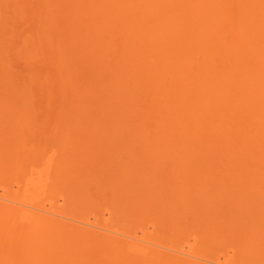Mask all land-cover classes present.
<instances>
[{
    "label": "bare ground",
    "instance_id": "6f19581e",
    "mask_svg": "<svg viewBox=\"0 0 264 264\" xmlns=\"http://www.w3.org/2000/svg\"><path fill=\"white\" fill-rule=\"evenodd\" d=\"M73 3L80 4L75 11L80 9L82 15L75 16L77 20L68 17L66 26L73 27L72 32L63 26L59 32L78 31L90 40L86 48L91 55L97 49L101 58L114 54L115 59L101 66V60L93 61L85 48L78 57L76 50L68 55L63 51L64 56L55 49L50 52L56 55L52 53L56 61L52 67L60 63L56 58H64L62 71L63 66L70 67L68 63L76 67L74 73L95 66L104 70H93L86 88L81 74L76 81L71 77L72 88L62 99H74L66 101L74 111L68 115L65 109L59 111V105L54 114L58 118L51 119L63 116L64 128L60 120L55 129L48 128L44 123L49 116L34 120L25 106L28 89L24 87L25 99L17 97L16 86L7 79L9 71L0 72L3 80L8 76L1 88L12 87L0 97V173L12 169L9 176L19 179L20 186L28 169L21 164L43 158L40 186H34L36 178L31 177L24 191L34 188L37 196L50 188L54 193L63 184L61 200L67 207L73 201L77 205L104 201L108 216L121 221L119 231L127 226L124 219L149 221L151 228L166 234L165 239L178 241L191 233L193 241L188 250L183 244L159 250L160 244L151 243L148 236L149 240L130 236L128 227V233L122 232L136 240L121 238L115 225L112 229L94 224L90 217L78 218L82 212L76 218L79 208L70 216L69 207L63 208L65 213L56 208L53 212L46 205L20 202L2 192L0 264H207L212 261L204 258V252L219 247L231 248L234 257L224 263L227 259L222 256L223 264H264V0ZM50 14L46 18L53 21ZM34 43L38 46V41ZM79 58L86 63L82 69H77ZM58 70L64 76L58 80L69 85L70 74L68 78ZM142 241L150 243L145 246Z\"/></svg>",
    "mask_w": 264,
    "mask_h": 264
},
{
    "label": "rangeland",
    "instance_id": "374dc122",
    "mask_svg": "<svg viewBox=\"0 0 264 264\" xmlns=\"http://www.w3.org/2000/svg\"><path fill=\"white\" fill-rule=\"evenodd\" d=\"M43 1V2H42ZM60 1V2H59ZM6 2V3H5ZM53 2V3H52ZM74 2V0H72V2L71 1H68V0H0V25L2 26H0V34H1V32H2V34L0 35V72L2 73V74H4L3 72H7V70L9 71V73H10V78H7V79H11V80H9L8 82H10V83H12L13 85H11L10 84V86H13V87H15L16 86V91L14 90L13 91V94H16L17 95V97H20V98H23V99H25V96H26V91L25 90H27L28 89V94H27V101H26V103H25V106H27V107H29V113L30 112H33V114L32 115H34V117H33V119L35 120V116L36 117H38L39 118V116H44L45 118L47 117V116H49L48 117V119L46 120V122L44 123L48 128L50 127V128H52V129H55L60 123V126L62 127L63 126V128H64V126L66 125V122L64 121L65 119H63L62 117V120H61V118L60 119H56L57 120V122H56V120L55 121H52L51 119H53L54 120V118H56L55 116H54V114L55 113H57L58 111H57V107L60 105H62V107H61V109L62 110H59V111H63L64 109H65V113L66 114H68L69 115V113H67V112H71V110H72V106L73 105H71V103L69 104L70 105V107L67 105L68 104V102L69 101H71V100H74V99H71L70 98V100H66L65 99V101H63V99H62V97H64L65 95L64 94H67V93H69V89L70 88H72V85H73V83H74V81H73V79L76 81L78 78H77V76L79 75V74H81V76H80V81L81 82H85L84 83V85L82 86V88H86V87H88V84H90V82H91V78H93L92 77V74L94 73V71H97V67L95 66L94 67V69H93V67H92V69H90V71H87V72H85V70L83 69V70H80V72L81 73H79V72H75L74 73V71L76 70V67H71V65H70V63H68V65L71 67H68V66H63V71H62V66H61V60H63L64 58H61V57H59L58 59L56 58V60H58V61H60V63H58V64H55L56 65V67H57V69L55 68V65H54V67H52L53 65L51 64V63H56V61H54V58H51L53 55H55L54 54V51H59L58 53H61V56L63 55V53L65 52V53H67V55L68 54H70V53H72L71 51L73 50V51H75L77 54L74 56V57H78V55H79V51L81 52L82 50H83V48H85V50H86V53L87 54H89V55H91L88 51L90 50V47H87L86 48V46L89 44V42L88 41H90V40H88L85 36H83V34H81V33H79L78 31H75V32H73V34H75V35H73V34H68V33H64V30H63V32H59L60 30H62V29H60V27H66V31L68 32H72L71 30H72V28H71V30H68L67 28V26H66V24L68 25V17L70 18V19H72V20H74L73 19V17H75V16H78L80 13H78L77 12V10H80V9H78V8H80V7H78V6H80V4L79 5H77V4H75V3H73ZM56 3V4H55ZM64 3V4H63ZM68 3H69V5H68ZM52 5V6H51ZM9 6V7H8ZM75 6H77L78 8L76 9V11H75ZM70 8H72V9H74V11H69L70 10ZM71 9V10H72ZM63 10H65V12H63ZM66 10H68V11H66ZM41 11V12H40ZM61 11H62V13H61ZM86 12V16H88V12H87V10H85ZM45 13V14H44ZM51 13V14H50ZM56 13V16L53 18V15ZM60 13H61V15H60ZM49 14H50V18H52L53 19V21L52 20H49V17H47L46 18V16H49ZM69 14V15H68ZM58 15H60L59 17H58ZM65 15H66V17H65ZM74 15V16H73ZM80 15H82V14H80ZM79 15V16H80ZM39 16V17H38ZM44 17V21H42V22H40L39 20H41L42 19V17ZM38 18H39V20H38ZM46 18V19H45ZM79 18V17H78ZM81 18H82V16H81ZM75 19L77 20V17H75ZM84 19V18H83ZM81 20V19H80ZM62 21V24L60 23ZM65 21V22H64ZM59 22L60 23V26H58V24L57 23ZM78 22V21H77ZM56 24V25H55ZM73 24V23H72ZM54 25L56 26V28L54 27ZM76 24H74V26H75ZM70 27V26H69ZM4 32V33H3ZM40 32H42V33H40ZM36 33L39 35V36H36ZM35 37H37L35 40L36 41H38V43H36V44H38V46L37 45H35V46H32V44H35L34 43V41H33V43L31 44V39H34ZM44 38H46L45 39V41H44ZM25 39H26V41H25ZM38 39V40H37ZM23 40H24V42H23ZM43 40V41H42ZM28 41V42H27ZM48 41H49V44H48ZM30 42V43H29ZM45 42H47V46L45 45V44H43V43H45ZM71 42V43H70ZM25 43H28V44H26L27 45V47H26V45H25ZM30 44V45H29ZM42 44V46H46L45 47V50H44V48H43V50L41 49L42 47L40 46ZM51 44H55V45H51ZM59 44H62V46L59 48L57 45H59ZM3 45V46H2ZM20 46H21V49H20ZM52 46V47H51ZM3 47V48H2ZM33 47H35L34 48V50H31V48L33 49ZM30 48V49H29ZM38 48V49H37ZM53 49H55L52 53H53V55H52V53H50ZM2 50V51H1ZM18 50H19V52H18ZM28 51V53H25L26 51ZM33 51V52H31V51ZM43 52H42V51ZM66 50H67V52H66ZM7 51V52H6ZM61 51V52H60ZM64 51V52H63ZM70 51V52H69ZM12 52V53H11ZM25 54H23V53ZM35 52H37V54L35 53ZM75 52H73V53H75ZM8 53V54H7ZM18 53V54H17ZM23 54L24 55V57L23 56H21V54ZM32 53V54H31ZM3 54V55H2ZM56 54H57V52H56ZM60 55V54H59ZM113 55V56H112ZM111 55V58H110V56L109 57H107L106 59H104V58H101V55H100V52L97 50V49H95L94 51H93V53H92V55L91 56H93V61L94 60H101V66L102 65H104V63H108L109 64V62L111 63V61L113 62V59H115L114 58V54H112ZM56 56V55H55ZM58 56V55H57ZM64 56V55H63ZM70 56V55H69ZM30 57V58H29ZM32 57V58H31ZM73 57V58H74ZM80 57H81V55H80ZM29 58V59H28ZM70 58V57H69ZM26 59H28V60H30L31 59V62L32 61H35V62H28V60H26ZM2 60H4V61H2ZM41 60V61H40ZM79 60H80V62H77L78 63V66L79 67H77V69L78 68H80V69H82L81 67L82 66H84L86 63L84 62V61H82L80 58H79ZM91 60H92V57H91ZM110 60V61H109ZM54 61V62H53ZM68 61V60H67ZM106 61V62H105ZM2 62V63H1ZM108 64H105V65H108ZM58 65V66H57ZM115 65V64H114ZM2 66V67H1ZM59 66H60V71L58 70L59 69ZM116 67H117V65H115ZM104 67H106V66H103V68ZM111 68L110 69H112V70H114V66H113V64H111V66H110ZM113 67V68H112ZM5 68L6 69V71H5V69L3 70V69ZM66 68V69H65ZM75 68V70H73ZM50 69H53V70H50ZM108 69V68H107ZM107 69H105V70H107ZM56 70H58L57 72H61V74H65V76H67L68 78H69V74H70V78L72 77H74L73 79L71 78V82H70V84L69 85H67V86H64V83H63V79L61 80V78H60V81L58 80V76H59V74L58 73H56ZM67 70V71H66ZM73 70V71H72ZM94 70V71H93ZM3 71V72H2ZM48 71L50 72V71H52V73L53 72H55V73H53L55 76H56V74H58L56 77L53 75V76H51L50 77V75H52V74H50L49 76L47 75L48 74ZM37 73L38 72V74H37V76H36V74L34 75L33 73ZM69 72V73H68ZM71 72V73H70ZM98 73H103L104 72V70L102 71L101 69H99L98 71H97ZM9 73H8V75H9ZM43 73V74H42ZM2 74H0V84L3 82V81H5V82H3V83H6L7 82V80H5L6 79V77H8L7 75H6V77L4 78V80H3V75ZM6 74V73H5ZM4 74V75H5ZM33 74V75H32ZM60 74V75H61ZM95 74V73H94ZM39 75V76H38ZM40 75H42V76H40ZM94 76V75H93ZM35 77V78H34ZM59 77H64L63 75L62 76H59ZM29 79V80H28ZM53 80V81H52ZM21 82V84H20V82ZM16 82V83H15ZM52 82V83H51ZM60 84H59V83ZM48 83H50V84H48ZM77 83H79V82H77ZM76 83V84H77ZM52 84H54V85H52ZM81 83H79V85H80ZM8 84H6V86H7ZM26 85V86H25ZM64 87H63V86ZM85 85H87V86H85ZM1 86L2 85H0V97L3 95V96H6L5 94H8L7 92H8V89H9V91L11 90L12 91V87H8V89H6V87L3 89V88H1ZM21 86H23V87H21ZM78 86V84L76 85V87ZM85 86V87H84ZM3 87H4V85H3ZM24 87H26V88H24ZM66 87V88H65ZM69 87V88H68ZM19 88V89H18ZM17 90L19 91V92H17ZM1 91H2V93H1ZM5 91V93H3ZM25 91V92H24ZM21 92V93H20ZM31 92V93H30ZM60 92V93H59ZM56 93H59L60 95H61V97H58L59 96V94L57 95ZM2 94V95H1ZM19 95V96H18ZM68 95V94H67ZM95 95V97L96 96H98L97 94H94ZM83 97L84 96H81L80 95V99H83ZM2 98V97H1ZM79 98V97H78ZM98 98V97H97ZM76 100V99H75ZM66 101H68V102H66ZM78 102V101H77ZM74 104V103H73ZM34 105V106H33ZM65 105V106H64ZM20 106H23V104H20L18 107L19 108H21ZM64 106V107H63ZM95 107V106H94ZM23 108V107H22ZM70 108V109H69ZM31 110V111H30ZM57 112H56V111ZM72 111H74V110H72ZM76 112V111H75ZM60 113V112H59ZM58 113V114H59ZM71 113H73V112H71ZM31 114V113H30ZM61 114V113H60ZM60 114H59V116H60ZM39 115V116H38ZM71 116V115H70ZM72 116H73V114H72ZM54 117V118H53ZM69 117V116H68ZM42 118V117H41ZM58 118V117H57ZM65 118V117H64ZM66 119H67V116H66ZM70 119V118H69ZM60 120V123L59 124H57L58 123V121ZM68 121V120H67ZM71 121V120H70ZM73 121V120H72ZM49 122H51L52 124H54V126L52 125V124H50ZM55 122H56V125H55ZM65 122V123H64ZM68 126V125H67ZM33 127V126H32ZM66 127V126H65ZM50 133H52L51 131L50 132H48V134H50ZM50 149V148H49ZM51 150V149H50ZM49 150V151H50ZM52 151V150H51ZM51 151L50 152H48V154H50L51 153ZM0 155H2V152L0 151ZM1 157V156H0ZM43 159V158H42ZM41 159V160H42ZM38 159H35V161H34V159H31L30 161H28L27 163H26V165L25 164H21V167H23V166H27L28 167V169H27V167H23V168H25V169H23V170H26L27 169V171H26V173H24V174H26V176H24L25 178H26V181H28V180H30V178L32 177V179H34V178H36V183H35V185L34 186H40V183L42 182V179H41V181H40V183L38 182V179L37 178H40V177H42V175L40 176V173L43 171V172H45V170L43 169L44 167H45V164L44 165H40L39 166V163L41 164V160H40V162H39V160L37 161ZM36 162V163H35ZM32 164H34L33 166H32ZM28 165H31L30 167L28 166ZM36 165V166H35ZM38 165V166H37ZM43 167V168H42ZM7 168H9V167H7ZM22 169V168H21ZM20 169V170H21ZM11 170L12 169H10V171H9V169H6V171H3L4 173H5V176L4 177H2L4 174H2V173H0L1 174V176H0V178L2 179L3 178V180L6 178L7 180H4V181H1L0 180V193H5V195L7 194V195H9V196H11L12 198L14 197L15 199H18V201H20V202H30V203H33V204H36V205H39V206H42V205H46L45 206V208L47 209V207H48V209L50 208L51 209V211H53V212H57L56 210H58L59 212H60V210H61V213H65L64 212V209L66 210L68 207V215H72V214H74L73 212H74V209L76 208V210H75V212L78 210V208L79 209H81V211L79 212V213H75L74 215L76 216V218L79 216V214L82 212V214H81V216H79L78 218H81V219H84V217H87V218H89L88 220H90V221H92L93 220V223L95 222V221H97L96 223H98V225H99V223H104V224H102L101 226H103V227H107V226H111V228L113 229V227L112 226H117L116 227V229H115V231L117 230V231H119L118 230V227L119 226H122V224L120 225V222L118 221L119 219L118 218H115V217H110V216H108V214H107V206H108V204H106V202H105V204H103L104 203V201H100L103 205L102 206H99V203L100 202H98V204L97 203H95V202H92V204H84V205H86V207H88V209L87 208H85V207H83L84 205H82V204H80V203H78V205L77 204H75L76 202L75 201H71L72 202V205L71 206H68L67 207V204L65 205V203H63L62 202V198H61V194H62V192L64 191V189H66L64 186L65 185H63V184H60V187H59V191H56V192H54V193H52V192H50L51 190H50V188L49 189H47L48 190V192L49 193H47V190L45 191L46 193H44V194H41V195H37V196H35L34 194H36V192H34L36 189H34V188H32V190L30 189L29 191L27 190H25L24 191V188H25V183H26V181L24 180V179H22V180H24V181H21V183H19L20 184V186L19 185H17L16 184V180H19V179H17V178H15L14 179V177H11V176H9V174L11 173V175H12V172H14V171H12L11 172ZM31 170V171H30ZM9 172V173H8ZM20 174H23V172H21L20 171ZM23 174V175H24ZM37 174V175H36ZM44 174V173H43ZM36 177H35V176ZM13 176V175H12ZM19 178V177H18ZM23 178V177H22ZM43 178V177H42ZM20 179H21V177H20ZM6 181V182H5ZM15 181V182H14ZM18 183V182H17ZM14 184V185H13ZM29 186H31V185H29ZM11 187V188H10ZM64 187V188H63ZM21 188V189H20ZM3 189V190H2ZM27 189V188H26ZM60 189H62L61 191H60ZM7 190V191H6ZM50 190V191H49ZM10 191V192H9ZM23 192V193H22ZM32 192V193H31ZM28 193H29V195H28ZM57 193H58V195H57ZM14 194V195H13ZM59 194H60V196H59ZM45 195V196H44ZM44 196V197H43ZM20 198H21V200H20ZM39 198V199H38ZM58 198V199H57ZM24 199V200H23ZM36 200V201H35ZM48 200H49V202H48ZM34 201V202H33ZM43 201V202H42ZM47 201V202H46ZM46 203V204H45ZM64 204V205H63ZM96 204H97V206H96ZM77 205V206H76ZM82 205V206H81ZM105 205H106V207H105ZM75 206V207H74ZM22 207H26V206H22ZM73 207V208H72ZM82 207H83V209H82ZM99 207V208H98ZM56 208V210H54ZM60 208V209H59ZM64 208V209H63ZM49 209V210H50ZM53 209V210H52ZM70 209H71V211H70ZM87 211H86V210ZM102 209V210H101ZM106 209V210H105ZM38 210V209H37ZM82 210H85V211H82ZM32 212H36V213H40V211H36V210H32ZM70 212H72V213H70ZM78 212V211H77ZM103 212V213H102ZM96 215V216H95ZM103 215V216H102ZM53 217H55V215L53 216ZM58 217V216H57ZM83 217V218H82ZM96 217V218H95ZM62 217H60V219H61ZM74 218V217H73ZM98 218V219H97ZM128 218V217H127ZM130 218V217H129ZM62 220H64V219H62ZM87 220V219H86ZM121 220H123V219H121ZM125 221H126V219H124ZM131 220V219H130ZM66 221V220H65ZM68 221V220H67ZM125 221H123L124 222V224H123V226H125V225H127L126 226V228L125 227H123V228H125V230L127 229V227H128V231H129V234H130V236L131 235H134V234H137V235H135L136 237H144V239H146L147 238V236L150 238V240H151V243H157V244H160V246L161 247H157V245H152V244H148V246H150L151 248H155V249H157V248H159V250L162 248V250L163 249H165V250H163V251H168L166 248H164V247H172V246H174V247H179V245H181L182 246V244L184 245V247L182 246V248L184 249V250H188V246H189V244H190V241H191V243H192V239H191V233H189V235L188 234H185V235H183L182 237L183 238H180V239H178V241L177 240H174L173 241V239L171 240V239H169L168 237L165 239L164 238V236L166 235V234H164V233H162L161 232V230H158V231H156V230H154L153 228H151V222H149V221H145L144 223H142V222H136V221H130V222H132V224L135 222V224H133V225H130V224H127V222L129 221V220H127V222H125ZM118 222V223H117ZM122 222V223H123ZM130 222H128V223H130ZM108 223V224H107ZM115 223H117V224H115ZM148 223V224H147ZM95 224V223H94ZM107 224V225H106ZM128 225H130V226H128ZM137 225H139L138 227H136ZM114 226V227H115ZM132 226V227H131ZM135 226V227H134ZM142 226V227H141ZM146 226V227H145ZM149 227V228H148ZM107 228H109V227H107ZM111 229V230H112ZM143 229V230H142ZM153 229V230H152ZM125 230H121V231H119L120 233L122 232V231H125ZM149 230V231H148ZM128 231L126 232V233H128ZM155 231V232H154ZM109 232V234L110 233H112L111 231H108ZM107 232V233H108ZM124 232V233H125ZM154 232V233H153ZM120 233H118V235H116V233H112L113 235H116V236H118L119 237V235H120ZM123 232H122V234L120 235V237L121 238H126L125 240H131V241H134V240H136V239H134V238H132V237H129L128 239H127V234H124ZM142 233H143V235H142ZM162 233V234H161ZM125 235V236H124ZM142 235V236H141ZM154 235H155V238H154ZM166 237V236H165ZM149 238L148 239H146V240H149ZM189 238V239H188ZM155 241H153V240ZM183 239H185V240H183ZM165 240L167 241L166 243H165ZM138 242H140L139 240H137ZM136 241V242H137ZM171 241H172V243H171ZM185 241H187V242H185ZM145 242V243H144ZM147 242H149V241H147ZM147 242L146 241H142V244H145V246H146V244H147ZM141 243V242H140ZM150 243V242H149ZM166 244H168V245H166ZM170 245V246H169ZM157 247V248H156ZM226 248H228V247H226ZM218 249H221V250H218ZM222 249H224L223 247L222 248H217V250H214V251H207V252H204V258L205 259H210L209 261H212V262H207V264H209V263H212V264H214L213 262H217V260L219 261V262H222V264H223V257L225 258V259H227V260H224V263H226L225 261H229L230 262V259L231 258H233L234 259V257H232V251H231V248H228V249H230V250H227V249H224V251L222 250ZM217 251H219V252H217ZM226 251V252H225ZM228 251H229V253H228ZM203 253V252H202ZM201 253V254H202ZM220 253H222V254H220ZM224 253V254H223ZM228 253V255L229 256H227V255H225V254H227ZM231 254V255H230ZM219 255V256H218ZM216 256V257H215ZM223 256V257H222ZM124 257H128V255H126V254H124ZM231 257V258H230ZM213 258H216V259H214L213 260ZM221 258V259H220ZM232 259V260H233ZM207 260V261H208ZM204 262H206V260L204 261ZM215 262V263H216ZM219 262H217L218 264H219ZM256 262V264L258 263V261H255ZM216 263V264H217ZM249 263V262H248ZM221 264V263H220ZM253 264V263H252ZM255 264V263H254Z\"/></svg>",
    "mask_w": 264,
    "mask_h": 264
}]
</instances>
